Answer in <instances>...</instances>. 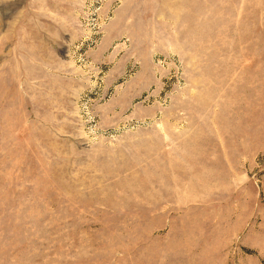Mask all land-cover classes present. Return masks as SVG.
Listing matches in <instances>:
<instances>
[{"label": "rangeland", "instance_id": "1", "mask_svg": "<svg viewBox=\"0 0 264 264\" xmlns=\"http://www.w3.org/2000/svg\"><path fill=\"white\" fill-rule=\"evenodd\" d=\"M0 264H264V0H0Z\"/></svg>", "mask_w": 264, "mask_h": 264}]
</instances>
